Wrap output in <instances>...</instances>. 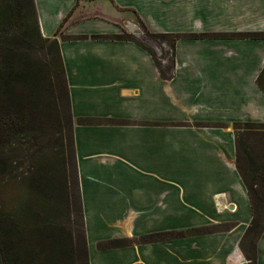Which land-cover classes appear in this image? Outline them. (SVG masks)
Masks as SVG:
<instances>
[{
	"label": "crops",
	"instance_id": "0c3cea01",
	"mask_svg": "<svg viewBox=\"0 0 264 264\" xmlns=\"http://www.w3.org/2000/svg\"><path fill=\"white\" fill-rule=\"evenodd\" d=\"M34 3L42 36L60 43L89 264H248L240 243L254 215L237 167L234 124L264 122L257 83L264 40L182 39L172 78L164 79L135 42L92 36L139 39L134 16L151 33L233 34L250 32V24L264 30V0ZM78 36L89 38L63 39ZM215 225L229 226L173 236ZM149 235L161 237L141 241ZM116 239L134 244L98 247ZM257 264H264V232Z\"/></svg>",
	"mask_w": 264,
	"mask_h": 264
},
{
	"label": "trees",
	"instance_id": "16d2710c",
	"mask_svg": "<svg viewBox=\"0 0 264 264\" xmlns=\"http://www.w3.org/2000/svg\"><path fill=\"white\" fill-rule=\"evenodd\" d=\"M137 20L142 27L144 39L156 44L162 51L161 55L146 44L144 39L140 40L127 32L92 38L135 42L152 55L164 79L172 78L176 65V46L182 39L264 40V32L151 33L139 17ZM88 38L63 37L69 40ZM37 48L47 52L48 60L44 66H40L35 60ZM0 59V177L6 175L8 166H12L10 162L13 157H5L6 152H17L31 140L34 133L43 132L49 140L53 131L55 136L58 135L53 141L59 140L63 144L66 136L68 143L66 147L61 146L62 157L59 162L55 157L43 161L40 157L35 160L36 170H32L25 181L14 182L13 189L22 188L23 191L16 195L17 206L11 212L4 211L0 198V264H89L69 86L60 43L57 38L42 36L34 0H0ZM166 59L170 64L164 68ZM257 83L264 92V69ZM79 123L92 125L97 122L80 119ZM102 123L125 122L107 120ZM196 126L211 127L207 124ZM234 130L237 167L247 188L254 215L240 247L248 264H257V243L264 232V122L235 123ZM23 140L24 143L21 142ZM15 143L18 148L13 147ZM256 144L262 150L258 156L252 152V147ZM241 157L245 159V165L240 163ZM69 177L72 178L71 181ZM61 210H67L70 221L75 217L80 220L81 224L76 223V232L67 229L65 224L56 222ZM74 233H78L76 238ZM209 233L212 232L190 229L174 233L173 236ZM160 237L161 235H149L141 241L150 243ZM131 244L134 242L128 239H116L100 243L98 247L109 249Z\"/></svg>",
	"mask_w": 264,
	"mask_h": 264
},
{
	"label": "rangeland",
	"instance_id": "374dc122",
	"mask_svg": "<svg viewBox=\"0 0 264 264\" xmlns=\"http://www.w3.org/2000/svg\"><path fill=\"white\" fill-rule=\"evenodd\" d=\"M105 14L108 13V11L103 10ZM109 14V13H108ZM134 20L140 28V31L143 33L142 27L140 26L139 22L137 21V18L134 16ZM165 24V23H164ZM166 28V25H164ZM260 26H252L250 24V32H239V33H255V32H264V30H251V29H257ZM264 26H261L263 28ZM236 34V33H233ZM144 37L140 38V40H143ZM144 42L148 45H150L156 52H158L159 55L162 54V51L160 50L159 47L156 46L152 41L144 39ZM167 50V48H166ZM34 57L36 62L40 66H44V64L47 63L48 60V55L45 49L42 48H37L36 53H34ZM1 60V59H0ZM164 62V68L168 67L170 62H168V59L165 60ZM0 66H1V61H0ZM53 133V134H52ZM50 138L48 140V137L44 136L43 132L32 135L28 142H26V145H22L20 149L16 152H6L5 157H13L12 161L10 162L12 166H8V171L5 176L0 177V198L2 199L1 202H3V208L4 211L6 212H11L16 206H17V199L18 197L16 196L17 194L21 193L23 190L22 188H17L16 190L13 189V184L14 182H23L25 179L30 175L32 170L35 169V160L36 159H42V161L45 159H50V158H56L58 162L60 161L62 157V145L65 147L67 146V140L66 136H64V142L63 144L58 140L53 141L55 138H58V135H54V132L52 131ZM60 137V136H59ZM52 140V141H51ZM30 141H32L30 143ZM259 140L257 139V142ZM24 143V140L21 141ZM14 148H18V144L13 145ZM13 149V148H12ZM67 152V149H66ZM252 152L258 156V153H262V150L260 148L259 144H256L254 147H252ZM67 155V153H66ZM2 157V155H1ZM240 163L242 165L246 164L245 159L242 157L240 158ZM71 177H69V180L71 181ZM14 190L16 192H14ZM64 208V207H63ZM67 210L65 212L61 210L60 215L58 220L56 222H59L60 224H65L67 229H72L74 232H76L75 229H78V226L76 223L81 224L80 220H78L76 217L70 221L68 215H67ZM229 225H222V226H203V227H198V228H192V229H205L208 232H218L221 230V228H227ZM188 231V230H187ZM185 232V231H184ZM75 238L78 236V233H74ZM176 235V234H175ZM177 237V236H176ZM179 237V236H178Z\"/></svg>",
	"mask_w": 264,
	"mask_h": 264
},
{
	"label": "water",
	"instance_id": "95a60500",
	"mask_svg": "<svg viewBox=\"0 0 264 264\" xmlns=\"http://www.w3.org/2000/svg\"><path fill=\"white\" fill-rule=\"evenodd\" d=\"M140 37H141V38H142V37H144V36H143V34H141V36H140ZM143 39H144V38H143Z\"/></svg>",
	"mask_w": 264,
	"mask_h": 264
}]
</instances>
